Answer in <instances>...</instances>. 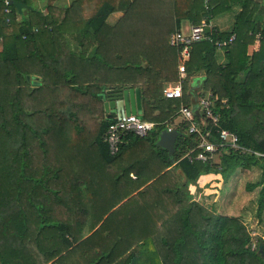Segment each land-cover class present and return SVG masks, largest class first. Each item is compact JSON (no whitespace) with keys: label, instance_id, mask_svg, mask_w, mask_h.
<instances>
[{"label":"trees","instance_id":"trees-1","mask_svg":"<svg viewBox=\"0 0 264 264\" xmlns=\"http://www.w3.org/2000/svg\"><path fill=\"white\" fill-rule=\"evenodd\" d=\"M160 1L167 10H145V22L130 28L125 20L153 2L132 0L112 27L106 21L119 10V0H73L63 9L47 6L45 15L32 9L30 0H9L7 6L0 0V264H48L60 254L61 264L77 256L78 264H264L262 241L254 244L240 219L216 215L187 198V186L196 185L202 175L219 174L226 181L238 168L258 166L260 180L248 191L261 186L257 214L264 211V5L253 0ZM23 9L29 18L18 22ZM232 10L233 28L221 32L211 27L208 40L192 45L186 70L203 71L204 92L226 100L227 107L219 110L223 128L236 133L249 154L221 151L219 163L212 165L181 159L196 143L181 125L173 160L182 176L166 171L168 153L155 145L160 130L145 137L128 135L111 157L102 137L115 118L105 114L104 91L140 88L144 115L152 120L155 108L148 107L162 102L159 82H178V53L168 45L170 34L182 20L210 24ZM74 23L78 29H69ZM232 35L231 44L217 49L215 43ZM254 42L258 50L249 53ZM78 48L80 55L74 52ZM27 76L39 80L35 88ZM182 88L184 97L176 106H189L186 83ZM65 138L66 144L59 145ZM127 141L145 145L147 157L137 169L148 173L153 168L145 180L138 176L139 185L153 181L140 197L119 205L124 195L102 207L96 189L105 181L78 179L83 169L78 154L89 143L112 162ZM76 206L78 212L68 210ZM75 220L94 222L78 227L77 237Z\"/></svg>","mask_w":264,"mask_h":264},{"label":"built area","instance_id":"built-area-1","mask_svg":"<svg viewBox=\"0 0 264 264\" xmlns=\"http://www.w3.org/2000/svg\"><path fill=\"white\" fill-rule=\"evenodd\" d=\"M4 4L9 5V0H4ZM6 12L9 11L6 10ZM207 28L210 29L211 26L206 20H202L198 25H191L187 30L178 29L171 33L169 45L178 53V82L167 84L164 87L162 91L164 99L181 100L184 97L182 84L187 77L186 64L189 61L191 47L195 43L209 39L208 34L205 32ZM259 37L257 38L259 39ZM233 41L234 36L232 35L227 41L215 43V46L217 49H221ZM193 98L195 103L189 106L179 105L175 113L176 117L172 119L171 123L145 121L133 115L115 119L102 137V141L107 145L109 155L111 157L118 155L120 147L128 135L145 137L149 133L161 131L160 127L162 125L168 132L177 131L176 128L180 129L183 125L184 135L194 136L195 146L181 158L190 162L199 161L203 164L212 165L216 164L214 162L215 158L219 160L221 151L249 152L240 146L239 137L236 133L223 128L222 116L219 110L227 107L225 105L226 100H218L213 93L204 92L201 87ZM253 248L254 246H252Z\"/></svg>","mask_w":264,"mask_h":264},{"label":"crops","instance_id":"crops-1","mask_svg":"<svg viewBox=\"0 0 264 264\" xmlns=\"http://www.w3.org/2000/svg\"><path fill=\"white\" fill-rule=\"evenodd\" d=\"M53 0H39L38 3H42L41 7H32L34 10H36L37 12H41L42 14H46V8H47V4L52 3ZM58 1V0H55ZM254 2H258L261 5H264V0H253ZM34 5V3H33ZM56 6V5H54ZM62 7H66V5L63 3ZM68 7V6H67ZM27 12H26V11ZM236 10V8H235ZM235 10L229 11V12H225L222 13L218 16H216L214 19V21H217V23L219 24V26L217 24H215L216 26H218L217 28L214 27L215 29L221 31V32H226V31H230L233 28L234 25V21H235ZM24 11V12H23ZM22 13L17 14V21L18 19L21 20L22 19L24 21H26L29 18V11L27 9H23ZM27 13V17H24L23 15ZM112 16H114V14L110 15L106 21L107 25H110V21L112 19ZM231 21V22H229ZM185 22V21H184ZM212 22V20H211ZM210 22V23H211ZM191 26L186 24V23H182L180 29L182 30H187L189 27ZM210 30V29H209ZM209 34V33H207ZM171 35V34H170ZM170 37V36H169ZM168 45H169V39H168ZM254 45V46H253ZM253 48L255 49V51L258 50L259 44L258 42H254L253 44ZM170 46V45H169ZM0 47L2 48V46L0 45ZM250 47V46H249ZM257 47V49H256ZM172 48V47H171ZM218 52H222V51H218ZM223 53V52H222ZM91 55V54H89ZM224 62V58L221 62H219L218 64L222 65ZM178 60H177V71H178ZM143 67L147 66L146 61H143ZM187 76L190 77H194L193 79V83L191 84L190 88H187V97H188V105H191L193 103H195V99L193 98L192 95H194L197 90L200 89V87L202 88V81L205 73L204 72H199L197 75H193L191 76V74L187 73ZM187 78V77H186ZM27 81L29 84H31L32 88H35L37 85V83L39 82V80L36 79V77L33 76H27ZM187 82V87L189 84V79L185 80L183 83L185 84ZM160 85L162 86V91L164 89V87L167 84H174L177 82H167L164 80H161ZM130 89H138L140 92V102H141V113L140 114H136L135 116L141 118L143 117V120L145 121H150V122H156V123H171L172 119L175 116V113L179 107L180 104H183L182 102H180L178 104V106H176L177 104L175 103L176 100H166L163 98V95L161 97V103L158 104H152V106L150 105L148 108H155L151 118H153L152 120H150L148 117H146L144 115V106H143V97L141 95V91L140 88H121L119 90H114V89H109L104 91V93L101 95L102 97V103H103V108H104V102L108 99L109 93H121L125 90H130ZM105 99V100H104ZM152 103V102H151ZM162 106V109H160L159 107ZM105 114L107 116H112L115 117L116 115V111L119 112V108L115 109H109L108 111L105 110ZM142 119V118H141ZM155 119V120H154ZM161 131L157 134L156 138H155V145L157 146V141L159 139V135L160 133L165 130L164 125H162L161 127ZM177 141V140H176ZM144 144L140 143L138 144V142L134 143V142H130L127 141L125 143V150L123 152L120 153V155L116 158V160L112 161V162H107L106 160H104L100 155L99 152H102V149H97L94 145L91 147V145L85 144V149L81 151L80 154H78V168L83 167L82 172H78V179L81 178H91V179H95V180H104L105 183L103 186H99V190L102 191L101 196H105L108 197L110 196L109 192L112 193L114 196L116 194V192H118V190L120 188H122L123 192H119L122 195H127L124 200H122L121 203H124L126 201H131V199L136 198L137 196L140 197L141 192L144 191V189H146V187L152 183V181H150L149 183L145 184L144 186H140L139 184L142 183L139 179L138 176H141V179L145 180L146 178H148L149 176L153 175V168H150L149 172L146 173L144 171H142L141 169H137L141 160L146 158V149H144ZM127 147V148H126ZM129 147V148H128ZM159 149H162L161 147L157 146ZM88 148H90L88 150ZM154 151L156 153H159L160 151H158V149H154ZM167 152V151H166ZM175 153V151H174ZM169 156V155H168ZM174 156V154H173ZM173 156L172 159H170L171 161V166L166 170V171H170L171 174L173 175H180L182 176L180 170L175 166L176 165V161L173 160ZM152 167V166H151ZM154 167H158L156 164ZM237 170V169H236ZM235 170V171H236ZM234 171V172H235ZM219 177H221V175L217 174ZM216 174H206V175H202L198 178L197 183L199 182V180H203V183L201 184H208L209 181L211 180V178H217L215 176H217ZM222 178V177H221ZM223 179V178H222ZM115 180H119V184L115 185L114 181ZM228 179L225 182V185L227 183ZM254 184V183H253ZM98 186V185H97ZM202 186V185H200ZM178 187H180V183L178 184ZM191 190L195 189V186L190 185ZM257 188V187H256ZM94 190V189H92ZM91 190V191H92ZM98 190V189H96ZM140 202V201H138ZM101 205L102 207H106L109 205V200H104L103 198L101 199ZM114 208H112L113 210ZM112 212V211H110ZM54 262V260H51L50 263L48 264H52ZM64 263L62 264H78V256L75 257L74 259L71 260H66L63 261Z\"/></svg>","mask_w":264,"mask_h":264},{"label":"rangeland","instance_id":"rangeland-1","mask_svg":"<svg viewBox=\"0 0 264 264\" xmlns=\"http://www.w3.org/2000/svg\"><path fill=\"white\" fill-rule=\"evenodd\" d=\"M38 1L39 0H30L31 6L32 7H34V6L35 7H41L42 3H38ZM149 1L153 2L152 0H147V2H149ZM72 2H73V0H58V1L53 0L52 3H49L47 5H48V7H50V5H56V8L63 9L64 8V7H62L63 3L67 7V6H70ZM33 3H34V5H33ZM130 3H132V0H119V4H120L119 10L117 12L113 13L114 16H112V19L110 21V23H111L110 25L113 24L112 27L116 26L120 23L118 21L125 15V12L129 8ZM154 8H156V9L154 10ZM145 10H152L151 12H154L156 10H167V8L165 7V5L162 1L155 0V2H153V5L146 4L145 7H144V5L141 6V8L138 10V12L134 16L125 20V22L127 23V24L126 23L125 24L128 25L130 28H135V27H138L139 25H142L145 21L144 20L142 21L141 17L143 16V11H145ZM29 14H30V12H29ZM23 16L27 17V13L24 14ZM22 19L25 20V18H22ZM22 19L21 20L18 19V22H22L23 21ZM74 22L76 23V21H74ZM229 22H231V21H229ZM75 23H74V26H69L68 28L69 29H78V24L75 25ZM182 23H186L188 25L191 24V22L189 20H182L181 24ZM181 24H180V27H181ZM215 24H217L219 26L217 21H214V19H212V22L209 25L211 27L214 26L217 28L218 26H216ZM231 24H232V22H231ZM180 27H179V29H180ZM129 34L130 33L128 31V35ZM133 34H135V33H133ZM66 37L69 38L70 41H71V39H73V37H71V36H66ZM80 41H82L81 38H80ZM83 42H85V40ZM72 43H75V42L72 41ZM0 45H1V41H0ZM253 46L248 47L249 53H252L253 51H255ZM1 49L2 48L0 47V51H1ZM256 49H257V47H256ZM91 51H92V49L87 53H91ZM74 52L76 54L80 55L81 50H80V48H78V50H75ZM81 55L84 57L87 56V54H81ZM216 57H217V61L219 63L223 60L224 53L217 52ZM89 68H91V67H89ZM199 72L200 71L192 73L191 76H193V75L195 76ZM201 72H203V71H201ZM188 77L189 76H187L186 80L189 79L188 88H190L191 84L193 83L194 77H190V78H188ZM242 78H243V76L240 77V79H242ZM203 83H204V81H202V84ZM36 85H38V84H36ZM186 85H187V82H186ZM202 88H203V85H202ZM192 96L194 97V95H192ZM141 118L143 119V117H141ZM66 142H67L66 138L64 140H60L59 145L64 146L66 144ZM247 153L249 154V152H247ZM214 162L219 163L218 158H215ZM260 174H261V167L251 166L248 169H239L238 168L235 172L231 173L229 175V178H228L226 185H225V182H223V179L221 177H219L218 175L215 176L217 178H214V177L211 178V180L209 181L208 184L207 183L201 184V183H203V180H201V181L199 180V182L196 185H193V186H195L194 190H191L190 185L187 186V191H188L187 198L191 202L199 204V205L207 208L208 210H210L212 213H214L216 215H221V216H226V217H236V218L240 219L244 223L247 230L249 231V233L251 235L252 242L257 243V244L263 243V245H264V211L261 212V215L257 214V207H258V200H259L260 192H261V186L253 189L252 191H248V187L250 185H252L253 183H256L260 180L259 179ZM200 185H202V186H200ZM97 191L100 194L102 193L101 190H97ZM118 192H120V193L123 192L122 188H120L118 190ZM120 193H119L120 196L119 195L114 196L112 193L109 192V194H110L109 198L105 197V196H102V198L104 200L108 199L109 200L108 206H111L114 202H118L120 199H122L124 197V195H122ZM125 198H127V197H125ZM121 204L122 203H120L119 205H121ZM118 206L114 207V209L110 210V211H114ZM68 210L78 212V206L73 207V209L69 208ZM93 222L94 221H92V220L86 221V222L75 220L73 223H71L73 225V227L76 226V228H77L76 230H74L73 234L78 237V227L82 226L81 229H86L85 227H89V224L93 223ZM66 223L70 224L69 222H66ZM95 229H97V228H95ZM73 234L71 233V235H73ZM260 240L262 241L261 243H260ZM76 245L77 244H74V246H76ZM60 255L55 257V258H52V260H54V262H58L57 264H61L60 258H59Z\"/></svg>","mask_w":264,"mask_h":264},{"label":"water","instance_id":"water-1","mask_svg":"<svg viewBox=\"0 0 264 264\" xmlns=\"http://www.w3.org/2000/svg\"><path fill=\"white\" fill-rule=\"evenodd\" d=\"M205 32L209 33V28ZM108 95L111 96L104 102V108L106 111L119 108L120 111H116L115 119H122L130 115L135 116L141 113V98L138 89L125 90L121 93H109ZM179 136L180 134L177 131L168 132L166 130H163L159 135L156 144L167 151L170 159H172L174 154L175 143ZM260 247L262 249V245Z\"/></svg>","mask_w":264,"mask_h":264}]
</instances>
